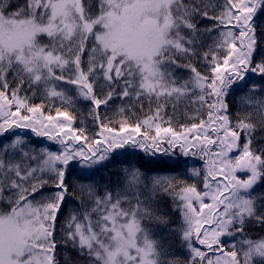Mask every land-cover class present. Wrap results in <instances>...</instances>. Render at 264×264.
<instances>
[{
    "label": "snow or ice",
    "instance_id": "obj_1",
    "mask_svg": "<svg viewBox=\"0 0 264 264\" xmlns=\"http://www.w3.org/2000/svg\"><path fill=\"white\" fill-rule=\"evenodd\" d=\"M261 12L0 0V264H264Z\"/></svg>",
    "mask_w": 264,
    "mask_h": 264
},
{
    "label": "trees",
    "instance_id": "obj_2",
    "mask_svg": "<svg viewBox=\"0 0 264 264\" xmlns=\"http://www.w3.org/2000/svg\"><path fill=\"white\" fill-rule=\"evenodd\" d=\"M256 22L258 25L264 24V12H261L258 14V16L256 18ZM17 131L20 132V134L22 136L31 135V133L28 130H17ZM32 139L37 140L41 144L49 143L46 140V138H43V137L36 138L33 136ZM126 151H128L129 153L133 152L132 149H127ZM138 151L139 150H137V152ZM139 155L142 156L143 153H139ZM129 159L135 161L136 155L133 154L132 156L129 157ZM178 159L180 161L187 159L189 161V166H191L193 163L197 167L202 166V161H194L193 158H184V157H170V158L169 157H158V158H153L151 163H149V161L147 159H145L143 166L146 168H149V169H158V170L171 169L175 166L174 162L177 161ZM121 167H122V164L119 161L113 162L112 164H110L108 166V168L102 169L97 174V180L103 181V182L110 180L113 184L117 183L118 173H119V170L121 169ZM74 179H75V177H73V180ZM256 190L257 191H264V185H258ZM153 227H155L157 229V235H161V236H165V237L167 236V229H165L163 226L153 225Z\"/></svg>",
    "mask_w": 264,
    "mask_h": 264
}]
</instances>
